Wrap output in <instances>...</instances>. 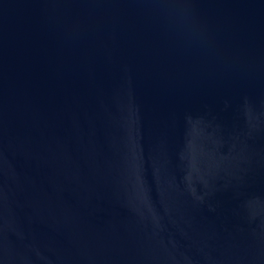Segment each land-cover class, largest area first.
Masks as SVG:
<instances>
[{
  "label": "water",
  "instance_id": "95a60500",
  "mask_svg": "<svg viewBox=\"0 0 264 264\" xmlns=\"http://www.w3.org/2000/svg\"><path fill=\"white\" fill-rule=\"evenodd\" d=\"M0 264H264V0H0Z\"/></svg>",
  "mask_w": 264,
  "mask_h": 264
}]
</instances>
